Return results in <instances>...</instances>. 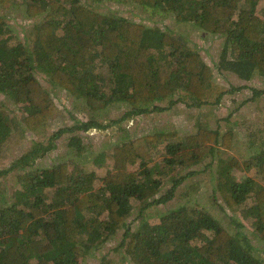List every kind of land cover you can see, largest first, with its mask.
I'll list each match as a JSON object with an SVG mask.
<instances>
[{"label":"trees","instance_id":"trees-1","mask_svg":"<svg viewBox=\"0 0 264 264\" xmlns=\"http://www.w3.org/2000/svg\"><path fill=\"white\" fill-rule=\"evenodd\" d=\"M118 1L170 12L177 21L224 36L218 68L243 79L264 75L261 0ZM20 4L29 18H36L22 41L13 40L14 29L0 13V94L22 111L18 118L0 99V161L16 126L23 133L45 128L59 109L40 76L82 99L91 111L114 101L128 108L106 122L89 117L63 125L49 140H33L30 149L0 167V175H15L12 190L0 191V264H83L118 231L122 237L116 248L122 259L134 264H264L250 236L264 242V145L249 156L235 155V130L221 123L214 127L204 108L221 105L227 93L244 85L218 81L193 43L170 28L148 27L128 16L94 9L84 0H0L4 8ZM104 65L108 76L101 73ZM263 93L264 88H253V97ZM178 101L200 109L195 130L159 127L129 132L110 149L89 155L92 164L105 166L103 176L87 162L72 163L73 155L50 164L39 160L65 132L73 133L76 146L82 144L77 130L117 124L128 133L123 120L167 110ZM209 155L218 158L219 194L214 198L232 212L233 220L239 212L248 221L251 230L246 223L237 225L246 228L238 229L243 238L198 202L169 208L156 222L133 226L148 207L166 204L187 177L205 170L201 163ZM133 164L138 165L131 168ZM244 170L254 175L238 174ZM133 201L140 207L132 220ZM114 262L105 253L96 264Z\"/></svg>","mask_w":264,"mask_h":264},{"label":"rangeland","instance_id":"rangeland-1","mask_svg":"<svg viewBox=\"0 0 264 264\" xmlns=\"http://www.w3.org/2000/svg\"><path fill=\"white\" fill-rule=\"evenodd\" d=\"M84 3L90 7L103 11L112 12L117 15L128 16L138 21L144 22L148 27L159 25L163 28H170L177 34L183 35L193 43L196 49L202 56L212 65L215 77L218 81L230 85H244L241 89L227 93L223 103L219 106H205L207 113H210L207 120L216 127L221 123L223 128L233 127L236 132L234 146L232 152L235 155L249 156L255 150L260 149L264 145V93L253 97V88H264V75L255 74L250 79L240 78L235 72L229 69H220L217 67V62H220L221 51L224 44V36L219 34L206 32L196 24L191 22L177 21L170 12H161L154 10L152 7H144L140 4L130 1L118 0H84ZM258 9L264 14V0H261ZM0 13L6 16L7 21L14 29L13 40L22 41L25 38L26 28L36 18H29L23 5H17L11 8L0 6ZM104 76H108L110 70L108 65L102 66L100 69ZM42 82L51 89L59 109L49 125L45 128L36 131H27L23 133L19 127H15L13 133L3 145V158L0 161V167L4 168L23 152L31 148L33 140H49L53 133L59 130L63 125H72L81 119L95 117L101 121H108L121 116L128 108L124 102L110 103L108 107L98 111H91L85 105L82 99H78L70 94L67 90L61 87L51 85L45 78L40 76ZM0 99L9 106L11 114H16L17 117L22 116L21 108L15 104L7 96L0 94ZM164 104L167 103L165 100ZM199 108L189 106L184 101H178L169 109L163 111H153L147 114H140L136 117L127 118L122 121V125L126 126L127 131L118 127L117 124H112L104 130L98 127H93L87 131L77 130L76 133L82 139V144L76 146L71 140L72 132H65L56 140L57 146L50 150L46 155L39 158L42 163L50 164L59 158H70L73 155V160L81 164L86 163L87 167L100 176L105 173V166H98L89 161V155L94 152L106 148L110 149L116 140L126 138L130 133H144L152 131L159 127L175 128L185 130L192 133L195 130V118L199 113ZM130 132V133H129ZM163 146V145H162ZM164 149L163 147H159ZM162 152L156 154V159H162ZM159 160V161H160ZM218 158L216 155H209L202 161L201 166L205 167L196 174L187 177L179 186L175 197L166 204L152 205L146 209L144 214L133 221V226H137L141 221L149 220L156 222L158 214L172 207L180 206L181 204L199 203L203 208L208 209L215 218L219 219L233 233H239L243 238L244 227H238L241 222L248 225V221L242 217L241 213H235L238 218L233 220L232 212L230 214L219 206L214 198L219 192L215 188L216 185V167ZM138 164H133L130 167L135 168ZM186 169V168H185ZM183 170L184 172L187 170ZM243 173L254 175V171H241ZM214 178V180H213ZM15 182L13 173L0 175V191L4 188L11 189ZM12 190V189H11ZM134 202V208L131 219L136 216L139 211L140 203ZM238 229H242L239 232ZM249 230H251L248 225ZM251 242L256 245L254 248L255 255L264 260V242L259 237L252 233ZM122 231H118L109 240L99 246L92 255L88 256L83 264H96L101 260L105 253L114 257V264H134L130 259L121 258L119 249L116 245L120 242ZM122 251V250H121Z\"/></svg>","mask_w":264,"mask_h":264}]
</instances>
